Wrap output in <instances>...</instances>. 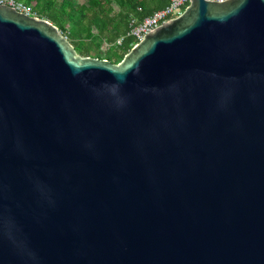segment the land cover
Instances as JSON below:
<instances>
[{
  "label": "water",
  "instance_id": "obj_1",
  "mask_svg": "<svg viewBox=\"0 0 264 264\" xmlns=\"http://www.w3.org/2000/svg\"><path fill=\"white\" fill-rule=\"evenodd\" d=\"M0 264H264V0L119 63L0 5Z\"/></svg>",
  "mask_w": 264,
  "mask_h": 264
},
{
  "label": "trees",
  "instance_id": "obj_2",
  "mask_svg": "<svg viewBox=\"0 0 264 264\" xmlns=\"http://www.w3.org/2000/svg\"><path fill=\"white\" fill-rule=\"evenodd\" d=\"M38 17L48 19L67 37L81 56L105 58L119 63L131 50V21L137 22L163 8L169 0H19ZM122 38L116 45L117 39ZM103 42L111 46L101 51Z\"/></svg>",
  "mask_w": 264,
  "mask_h": 264
},
{
  "label": "built area",
  "instance_id": "obj_3",
  "mask_svg": "<svg viewBox=\"0 0 264 264\" xmlns=\"http://www.w3.org/2000/svg\"><path fill=\"white\" fill-rule=\"evenodd\" d=\"M189 4L190 0H169V3L166 6L153 11L152 14L144 17L141 21L136 23V21L133 19L131 21V29L128 32V35H131L135 39L133 46L142 41L147 33L153 31L158 26L180 16L186 7L189 6ZM0 5H8L13 9L28 15H36L29 5H26L19 0H0ZM121 40L122 38L117 39L115 44L119 45ZM103 43L107 46L106 50L111 46V44L108 42Z\"/></svg>",
  "mask_w": 264,
  "mask_h": 264
},
{
  "label": "rangeland",
  "instance_id": "obj_4",
  "mask_svg": "<svg viewBox=\"0 0 264 264\" xmlns=\"http://www.w3.org/2000/svg\"><path fill=\"white\" fill-rule=\"evenodd\" d=\"M76 3H81L83 0H74ZM107 46L103 43L101 46V51L105 52L106 51ZM82 57H87V56H82ZM88 57H92V56H88Z\"/></svg>",
  "mask_w": 264,
  "mask_h": 264
}]
</instances>
